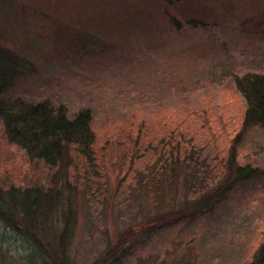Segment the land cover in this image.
<instances>
[{
  "label": "rangeland",
  "instance_id": "1",
  "mask_svg": "<svg viewBox=\"0 0 264 264\" xmlns=\"http://www.w3.org/2000/svg\"><path fill=\"white\" fill-rule=\"evenodd\" d=\"M23 5L41 8L43 17L32 10L22 16ZM164 5L162 0H10L0 6V40L21 58L9 92L54 99L67 106L69 117L90 108L102 125L131 115L138 116L137 125L158 108H179L184 97L200 110L208 97L224 112L230 132L239 111L227 83L245 73L264 74V0ZM188 14L202 22L190 23ZM217 136L222 143L227 133L218 128ZM262 139L261 130L244 137L243 160L264 166ZM203 147L210 159L211 143L204 141ZM48 170L32 168L21 149L5 143L0 124V173L9 172L7 181L38 176L46 183ZM128 187L124 181L116 199L119 226L130 221ZM90 212L94 229L74 243L79 264L91 263L106 245L107 214L93 206ZM263 232L264 176L236 187L205 213L147 232L123 264H145L181 242L198 248L188 264H249ZM19 243L10 241L15 248Z\"/></svg>",
  "mask_w": 264,
  "mask_h": 264
},
{
  "label": "trees",
  "instance_id": "2",
  "mask_svg": "<svg viewBox=\"0 0 264 264\" xmlns=\"http://www.w3.org/2000/svg\"><path fill=\"white\" fill-rule=\"evenodd\" d=\"M162 1L166 8L194 0ZM9 2L0 0V6ZM26 6L18 10L22 16L32 10L43 17L41 8ZM186 17L194 25L202 22L196 15ZM0 58L2 137L23 151L32 168L49 167L46 183L38 176L11 182L9 172L0 173V264H79L74 243L94 229L92 206L107 214L106 245L89 264H123L147 232L205 213L236 187L264 176V166L243 160L241 152L253 130L262 131L264 149L263 73H245L227 83L239 111L230 132L224 112L208 97L200 110L184 97L179 108H158L137 125V115L102 125L90 108L69 117L67 106L54 99L13 97L9 88L21 57L0 40ZM218 128L227 133L222 143ZM204 141L211 143L210 159ZM124 181L130 221L119 226L115 204ZM12 239L20 242L17 248ZM178 246L145 264H188L197 257L195 243ZM250 256L249 264H264V238Z\"/></svg>",
  "mask_w": 264,
  "mask_h": 264
}]
</instances>
